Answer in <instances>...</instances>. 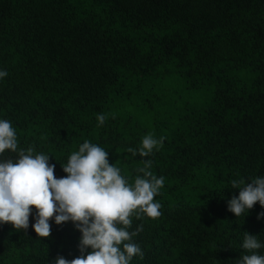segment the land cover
Returning <instances> with one entry per match:
<instances>
[{
  "label": "trees",
  "instance_id": "trees-1",
  "mask_svg": "<svg viewBox=\"0 0 264 264\" xmlns=\"http://www.w3.org/2000/svg\"><path fill=\"white\" fill-rule=\"evenodd\" d=\"M0 69V119L54 178L85 140L130 185L145 160L165 178L161 214L129 217L130 264H238L244 232L264 241L258 202L227 211L233 180L264 176V0H0ZM149 134L162 145L133 156ZM32 222L0 223V264L79 254L71 222L50 220L47 238Z\"/></svg>",
  "mask_w": 264,
  "mask_h": 264
},
{
  "label": "clouds",
  "instance_id": "clouds-1",
  "mask_svg": "<svg viewBox=\"0 0 264 264\" xmlns=\"http://www.w3.org/2000/svg\"><path fill=\"white\" fill-rule=\"evenodd\" d=\"M7 76L0 69V80ZM98 126L105 121L103 114L96 116ZM164 138L145 135L138 149H129L133 156H149L162 145ZM5 150L16 153L15 159L0 160V223H10L13 229L29 227L36 236H50L51 220L56 225L71 222L80 235L79 254L72 259L57 255L50 264H130L133 256L142 257L139 244L132 237L141 230L129 232L130 215L139 209L150 218H156L160 204L154 202L163 187L164 177L155 176L148 169L151 161L145 160L130 185L121 176L120 169L110 164L108 151L85 140L61 166L66 175L54 178L55 164L50 155L33 154V149H19L11 122L0 119V154ZM238 195L227 201V211L236 218L247 214L254 204L264 208V176L249 182L232 181ZM264 212L257 213V219ZM241 247L248 251L239 257L238 264H264V241L244 232Z\"/></svg>",
  "mask_w": 264,
  "mask_h": 264
}]
</instances>
